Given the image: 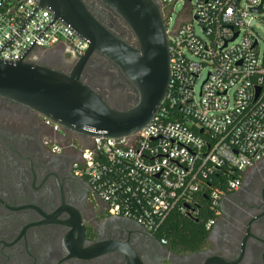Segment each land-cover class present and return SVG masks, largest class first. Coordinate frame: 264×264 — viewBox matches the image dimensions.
I'll use <instances>...</instances> for the list:
<instances>
[{"label": "built area", "instance_id": "2783aa9c", "mask_svg": "<svg viewBox=\"0 0 264 264\" xmlns=\"http://www.w3.org/2000/svg\"><path fill=\"white\" fill-rule=\"evenodd\" d=\"M154 1L165 24L170 70L158 113L122 138L67 134V148L78 153L75 174L88 180L111 216L165 244L162 231L172 215L196 221L207 205L209 230L221 194L237 189L243 174L264 160V48L252 25L264 23V0ZM178 3L182 9L172 24ZM59 44L77 60L88 48L35 0H0V60L31 61L34 50Z\"/></svg>", "mask_w": 264, "mask_h": 264}, {"label": "flooded vegetation", "instance_id": "af4514ba", "mask_svg": "<svg viewBox=\"0 0 264 264\" xmlns=\"http://www.w3.org/2000/svg\"><path fill=\"white\" fill-rule=\"evenodd\" d=\"M83 1L106 29L134 43L107 7ZM32 55V62L66 75L77 62L65 44ZM82 81L116 107L133 105L130 86L102 55L89 60ZM70 138L42 115L0 98V264H264V160L237 189L221 194L219 215L203 239L174 246L110 215L88 180L75 174Z\"/></svg>", "mask_w": 264, "mask_h": 264}, {"label": "water", "instance_id": "95a60500", "mask_svg": "<svg viewBox=\"0 0 264 264\" xmlns=\"http://www.w3.org/2000/svg\"><path fill=\"white\" fill-rule=\"evenodd\" d=\"M35 1L39 8L49 9L54 20L68 25L88 48L67 75L28 60H0V98L42 115L77 137L122 138L147 126L164 102L170 80L159 4L154 0H96L129 29L134 40L129 44L106 29L83 0ZM95 54L119 70L131 88L132 106L116 107L82 81V73Z\"/></svg>", "mask_w": 264, "mask_h": 264}, {"label": "trees", "instance_id": "16d2710c", "mask_svg": "<svg viewBox=\"0 0 264 264\" xmlns=\"http://www.w3.org/2000/svg\"><path fill=\"white\" fill-rule=\"evenodd\" d=\"M212 217V213L205 205L199 213V222L186 217L172 215L163 228V235L167 241L176 246V240L183 243L200 241L205 237L204 224Z\"/></svg>", "mask_w": 264, "mask_h": 264}, {"label": "rangeland", "instance_id": "374dc122", "mask_svg": "<svg viewBox=\"0 0 264 264\" xmlns=\"http://www.w3.org/2000/svg\"><path fill=\"white\" fill-rule=\"evenodd\" d=\"M182 9V4L178 3L177 5L174 6V11L171 15V19H172V24H174V22L177 19V15L179 14V12ZM254 30L256 31L257 36L259 37V47L260 49L264 48V23L260 22L259 20H256L252 23ZM134 41V40H133ZM132 41V43H133ZM197 90V87H196Z\"/></svg>", "mask_w": 264, "mask_h": 264}]
</instances>
